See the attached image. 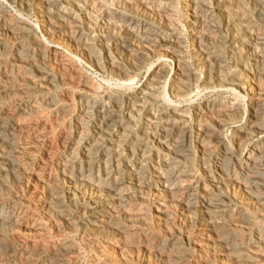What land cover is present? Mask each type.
Segmentation results:
<instances>
[{
  "label": "bare ground",
  "instance_id": "bare-ground-1",
  "mask_svg": "<svg viewBox=\"0 0 264 264\" xmlns=\"http://www.w3.org/2000/svg\"><path fill=\"white\" fill-rule=\"evenodd\" d=\"M2 1L19 15L0 7V264H133L140 247L162 264H264V0ZM26 14L54 47L98 72L104 63L115 88H133L143 71L144 86L124 99L93 97L101 88L77 58L35 38ZM164 57L173 79L161 91ZM214 84L230 96L195 106ZM74 103L68 136L60 119ZM47 139L48 173L36 156ZM22 183L34 184L28 196ZM148 195L164 229L175 211L186 222L198 215L184 242L144 233L148 222L130 205ZM65 196L85 236L78 263L77 246L44 242V216L72 220Z\"/></svg>",
  "mask_w": 264,
  "mask_h": 264
},
{
  "label": "rangeland",
  "instance_id": "rangeland-1",
  "mask_svg": "<svg viewBox=\"0 0 264 264\" xmlns=\"http://www.w3.org/2000/svg\"><path fill=\"white\" fill-rule=\"evenodd\" d=\"M6 4V5H5ZM4 5V6H3ZM0 7H2V8H4L7 12H8V14L9 15H11V16H18L19 15V13L17 12V10L14 8V7H12V6H10V5H8L7 3H3V1L2 0H0ZM13 10H14V12H13ZM16 12V13H15ZM27 16V17H26ZM26 16H23L25 19L27 18V20L33 25V30H32V35L35 37V38H37V39H39V40H41V41H44V42H46L47 44H49L50 46H52V48H53V50H54V52H55V54L56 55H61V56H63V57H67V58H77V59H75L76 60V63H77V66H78V68H79V70L81 71V73L84 75V76H86V77H88V79L90 80V81H92V83L96 86V83H97V87L98 88H101L100 90H99V92H98V94H96V95H92L93 97H95V98H97L98 100H100L105 94H107V93H112V94H115V95H117V96H119V97H122L123 99L124 98H126L127 96H129V95H131V94H134L135 93V91L137 90V88L139 89V88H142L143 86H144V83H145V81H146V73H145V71H143L142 73H140V74H138V75H136V76H134V81H133V88H131V89H126L125 91L124 90H120V89H117V88H115V81H114V78H113V76H112V74H110V71L108 70V68L107 67H105L104 66V63H103V69L101 70V71H97L98 69L96 68H94L92 65H90L89 63H87V62H85L84 60V62L82 61V58H79V57H77V56H75L74 55V53L73 52H71V51H68V50H66L65 48H62L61 46H58V47H54V45L55 46H57L56 44H53V43H51V42H49L48 40H47V38L45 37V35L39 30V28H38V26H36V19L34 18V16L33 15H28V14H26ZM29 16V17H28ZM35 25V26H34ZM41 32V33H40ZM44 38V39H43ZM190 37H188V33L186 32V31H184L183 32V48H184V51H186L187 53L191 50L190 48H191V39H189ZM43 39V40H42ZM188 40V41H187ZM188 45V46H187ZM190 47V48H189ZM57 48V49H56ZM68 54V55H67ZM72 55H73V57H72ZM79 60V61H78ZM165 60V61H164ZM82 61V62H81ZM150 62H154V59L153 60H150ZM162 62H163V64L166 66V68H167V70L169 71L168 73H169V77L170 78H167L166 80H167V82H166V80L165 81H163V83H162V88H161V91L163 90V86H169V85H171V82H172V72H173V63H172V61L168 58V57H164L163 59H162ZM165 63H167V64H165ZM87 64V65H86ZM83 65V66H82ZM168 65V66H167ZM81 68V69H80ZM171 68V69H170ZM84 71H83V70ZM236 70H237V68H236ZM200 76H203V74H202V72L200 73ZM91 78V79H90ZM113 78V79H112ZM93 79V80H92ZM108 79H110V80H108ZM171 79V80H170ZM108 80V81H107ZM95 83H94V82ZM103 81V82H102ZM102 84H101V83ZM103 83H105V84H103ZM110 84V85H109ZM113 85V86H112ZM227 84H220V85H217V84H214V85H212L213 87H211L210 88V86H208V87H206V88H204L205 89V92H204V89L203 90H201L200 91V93L198 94V97L196 96L195 98H193L194 100H193V104L195 105V106H199V105H202V103L204 104L205 102H208L209 100L210 101H214V100H218L219 98H221V99H224V98H226V97H229L230 96V93L228 92V85L226 86ZM107 86H108V88H107ZM112 88H111V87ZM141 86V87H140ZM217 86V87H216ZM220 88H219V87ZM222 86V87H221ZM106 87V88H105ZM136 87V88H135ZM225 87V88H224ZM110 88V89H109ZM135 88V89H134ZM108 89V90H107ZM113 89H115V90H113ZM207 89V90H206ZM111 90V91H110ZM210 90H212V91H210ZM104 91H106V92H104ZM116 91V92H115ZM103 92V93H102ZM121 92V93H120ZM129 92V93H128ZM100 94V95H99ZM102 94V95H101ZM197 98V99H196ZM244 97H241V105H242V107H243V109H245L246 110V108H247V100H244L243 99ZM174 100H176V99H174ZM208 100V101H207ZM246 101V102H245ZM195 102V103H194ZM73 105V107L75 108V110L73 111L74 113H72L71 115H69L68 116V118H67V116L66 117H64V118H62V119H60V123H62V127H61V130H65L64 132L65 133H67L68 131V136L69 135H71L72 134V132L74 131L73 129H74V116H76L77 115V112H78V105H77V103H74V104H72ZM194 105H191V106H194ZM191 106L190 105H188V106H186L187 107V109H188V113L189 114H191ZM78 108V109H77ZM76 112V113H75ZM190 118H191V115H190ZM65 119V120H64ZM70 121H73V122H70ZM70 123V124H69ZM73 126H72V125ZM65 125H66V128H65ZM69 125V126H68ZM70 125H71V127H70ZM68 131H67V130ZM67 131V132H66ZM51 139V138H50ZM50 139H47L46 141H45V143H43V145L41 146V148L39 149V151H38V153H37V160H38V162H39V168H41L42 166H44L45 164H48V161L47 160H49L48 158H49V156L50 155H48V154H50L49 153V150H50V144L48 143V142H50ZM47 143V144H46ZM60 144H62V143H60ZM59 144V149L60 150H62V148H61V146L62 145H60ZM49 145V147L47 148L46 146H48ZM46 150V151H45ZM41 153V154H40ZM43 153V154H42ZM44 155V156H43ZM46 155V156H45ZM42 157V158H41ZM39 158H41V159H39ZM47 159V160H44V159ZM151 158H153V157H151ZM41 160V161H40ZM44 160V161H43ZM151 160V162L150 163H152V160L153 159H150ZM154 162H155V160H153ZM46 162V163H45ZM44 165H43V164ZM41 164V165H40ZM50 167V168H49ZM56 168V163H49L48 164V166H47V173L49 172V171H51V169H55ZM33 188H34V184H27V183H22L21 184V188H18L17 189V191H18V193L20 194L21 192H23V195H26V196H28L29 195V193H31L32 191H33ZM29 192V193H28ZM46 199V200H45ZM43 203L45 202H47L48 200H47V198H44L43 197ZM30 208H29V210H30V213H32L34 216H38V217H43V215H42V208H41V204H40V202H38V203H30ZM36 205H38V206H36ZM63 207H62V209H64V212H66V213H68L71 217H72V220L71 221H68V220H66L67 219V217H66V219L65 218H56V217H54V218H52V219H50V221H48L47 220V218L44 216L43 217V221H44V223H45V226H46V229H47V236L45 237V239L47 240V243H46V240L44 239V242H45V244L46 245H48L49 244V247H48V249H51L52 247H59L60 245H62V244H65V243H69L70 242V244H72V245H74L75 247H76V249L74 250V252H73V255L71 254L70 255V258L72 259V261L73 262H75V261H77V259H76V257H79V255H81V254H83L84 252L83 251H85L86 252V249L85 248H83V246H82V244L85 242V236H84V234H82V231L80 230V225H79V221H77L76 219H75V217L74 216H76V213H75V211H71V209H70V206H69V204H68V201H67V199H66V196H65V198L63 199V204H61ZM132 208H136L137 210H139V211H141L140 213H143L144 214V217H145V219L147 220V222H148V225H147V227L146 228H144V233H146V231L148 232V234H150L151 236H155L157 239H158V241H159V239L162 241L163 239H165L166 241L167 240H169L170 238H171V236H174L175 237V239L178 241L179 239V241H183L184 242V235H185V237H186V232H188V229H190L189 228V226H190V224L195 220V218L198 220V215H197V217L196 216H193L191 219H190V222H186V218L185 217H183V215H181V212H179V211H175V212H173V217H172V219H171V221H170V223H169V225H167V226H165L166 228L164 229L163 228V226L161 227V224L162 223H160L159 224V220H158V216H157V214H156V209H157V202H156V199L155 198H153V196L152 195H148V196H146V197H144V200L143 201H141V202H139V200H134V202H132L131 203V205H130ZM35 207H36V209H35ZM38 207V208H37ZM33 208V209H32ZM38 211V212H37ZM40 211V212H39ZM184 220H185V222H184ZM48 221V222H47ZM74 221V222H73ZM158 221V222H157ZM188 224V225H187ZM49 229H51V230H49ZM49 231V232H48ZM25 232H27V233H25ZM150 232H152V233H150ZM173 232V233H172ZM175 232H177V233H179V234H177V233H175ZM156 233H157V235H156ZM172 233V234H171ZM23 235H25L26 234V236H25V238L27 239V240H25V242L26 243H28V244H26V246H28V247H32V245H34L35 243V241H33V239H30L31 237L29 236V234H28V231H24L23 233H22ZM147 234V233H146ZM153 234V235H152ZM168 234L170 235V236H168ZM177 234V235H176ZM183 234V235H182ZM183 236V237H182ZM165 237V238H164ZM167 238V239H166ZM22 240V239H21ZM37 240V239H36ZM165 240H163V241H165ZM15 242H17V243H20L19 241L20 240H18V239H15L14 240ZM83 241V242H82ZM31 243V244H30ZM77 243H79V244H77ZM81 243V244H80ZM51 246V247H50ZM79 246V247H78ZM186 246V244L184 243V247ZM30 247V248H31ZM189 252L190 251H192L191 253L194 255V257H197V255H198V252L194 249V248H192V247H188V249H187ZM77 251H79V252H77ZM144 251V252H143ZM194 251V252H193ZM143 252V253H142ZM77 253V254H76ZM79 253V254H78ZM138 253H140V255L138 254ZM136 255H135V257H136V259L137 260H135V257H134V260L132 261L133 262V264H136L137 262V264H157V263H161L160 262V259L158 258L157 260H156V257L154 256V257H152L154 254H150V256H149V254H148V256H146L147 255V253H146V251H145V249H143V247H140V250H139V252H138ZM143 254V255H142ZM75 255V256H74ZM77 255V256H76ZM139 255V256H138ZM73 256L75 257L74 258V260H73ZM142 256H144V257H142ZM148 257V258H147ZM141 258V259H140ZM149 258H151V259H149ZM76 259V260H75ZM149 261H148V260ZM23 260H25V259H23ZM153 260V261H152ZM155 260H156V262H155ZM150 262H153V263H150ZM38 263H40V262H38ZM38 263H35L34 261H31L30 260V262H29V264H38ZM76 263H78V261L76 262ZM41 264V263H40ZM162 264V263H161ZM191 264H193V262L191 263Z\"/></svg>",
  "mask_w": 264,
  "mask_h": 264
}]
</instances>
